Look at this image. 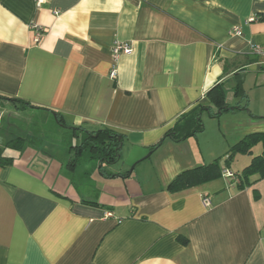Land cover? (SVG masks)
<instances>
[{
    "label": "crops",
    "instance_id": "crops-1",
    "mask_svg": "<svg viewBox=\"0 0 264 264\" xmlns=\"http://www.w3.org/2000/svg\"><path fill=\"white\" fill-rule=\"evenodd\" d=\"M37 1L0 0V95L54 110L67 128L113 129L122 145L113 164L84 155L70 165V147L52 151L30 130L35 115L55 124L52 113L1 99L0 147L15 136L26 144L3 151L13 161L0 166V264H264V178L166 189L183 170L225 160L226 150L201 147L207 129L233 145L264 132L263 114L207 115L202 133L165 135L207 104L216 82L230 106L247 107L246 74L264 90V57H245L264 48V0ZM33 24L43 28L38 42ZM235 26L241 33L229 34ZM114 41L132 50L112 80ZM238 80L244 94L235 96ZM263 150L256 144L243 167Z\"/></svg>",
    "mask_w": 264,
    "mask_h": 264
},
{
    "label": "trees",
    "instance_id": "trees-1",
    "mask_svg": "<svg viewBox=\"0 0 264 264\" xmlns=\"http://www.w3.org/2000/svg\"><path fill=\"white\" fill-rule=\"evenodd\" d=\"M245 57L249 58V62H255L258 56L254 54H245ZM227 70L226 61L223 63V73L225 74ZM234 95L239 96L244 94L241 81L238 80L233 89ZM207 104H197L189 111L184 113L176 121L175 125L166 132V136L169 137L174 142H179L184 140L186 137L201 132L204 128L203 122L201 120L202 112H207L210 117H218L220 114L227 111H237L246 110V104L230 106L226 102V90L224 83L222 81L214 83L206 92ZM9 100L18 104L21 108H37L40 110H45L54 115L56 122L65 127L61 115L51 109L38 107L16 97H9L5 95H0V100ZM264 118V115H263ZM183 121V123H179ZM77 136L79 133V143L70 144L69 147L73 150V156L68 161V164L74 165L75 161L80 159L85 153L88 157L96 160L102 168L103 164H113L120 157V149L122 145V137L120 133L113 129L103 127L96 130L85 129L84 127H68ZM262 141L264 142V132H253L244 135L241 139L235 142L229 150L226 152L225 163L226 167H229V162L233 159L234 151H239L242 153L250 154L251 145ZM26 140L20 136H15L0 147V166H6L12 163L13 158L4 155V148H16L21 150L24 146ZM152 146V149L156 148L157 145ZM257 174L258 178H264V150L258 154L252 156L250 162L241 169L240 173L237 174L239 181L237 183L238 188H244L249 186V177ZM222 175V167L218 163V158L214 159L212 162L207 164L198 165L178 173L166 186L169 191H178L181 189H186L197 184L207 182L210 180L217 179ZM257 197V196H256ZM180 241L187 244L186 238L180 237Z\"/></svg>",
    "mask_w": 264,
    "mask_h": 264
},
{
    "label": "rangeland",
    "instance_id": "rangeland-1",
    "mask_svg": "<svg viewBox=\"0 0 264 264\" xmlns=\"http://www.w3.org/2000/svg\"><path fill=\"white\" fill-rule=\"evenodd\" d=\"M244 78H245V90H246L245 93L247 92V94H248V105H247V108L245 111L248 112V110L254 109L253 112H255V114H263L264 115V113H262L263 112L262 111V97L264 96L263 95L264 90L259 89L257 87H253V85H251V82H253V78H254L252 75L246 74V76ZM243 97H244V99L247 98L245 95H243ZM259 101H261V103ZM39 112H41V111H39ZM238 112L239 111H235V113H238ZM41 113H43V112H41ZM255 114H254V116H255ZM207 115H208L207 112H206V114L205 113L203 114V117H202V114L200 115L201 120L203 122V126H204V120L203 119H205L204 117H206ZM263 115H260V116L257 115V117H263ZM208 117H209V115H208ZM30 126H31L30 127L31 131L40 132L42 135L44 134L43 136H45V139L47 140V143L49 144L48 146H50V149L52 151L55 149L62 151V149H64V148L68 149L70 144H77L80 142L79 141V133L76 136L72 132L71 129L64 127V126H60V125L56 124V122H55V124L52 125L51 122H46L45 117L42 118L41 115H35V117H33V120L31 122ZM199 133H202V132H199ZM199 133H197V134H199ZM258 143H262V141H259V142L255 143L254 145H251V150ZM200 144H201V147H203V148L213 147V149H215V151L222 152V153L225 152V150L227 152V150H229V147L232 146V145L228 146L226 142L224 143L223 141L219 142L218 140H216L215 135L213 133H211L209 129H207V131L205 132V136H201ZM221 150H223V151H221ZM219 154H221V153H219ZM84 155H87V154L85 153ZM222 155L217 157L218 163L221 167H223V166L226 167L225 166L226 163H225V160H224ZM246 157H247L246 153L234 151V154L232 157L234 159V164H233V167L231 168V170H233L232 172L234 173V175H237L238 173H240L241 168H243V166H244L243 164H244V160L246 159ZM232 160L229 163H231ZM212 161H209V162H212ZM96 164H97V167L100 166L99 162H96ZM229 166H230V164H229ZM219 178H217V179H219ZM224 180H227V179L224 178ZM232 181H234V179Z\"/></svg>",
    "mask_w": 264,
    "mask_h": 264
},
{
    "label": "built area",
    "instance_id": "built-area-1",
    "mask_svg": "<svg viewBox=\"0 0 264 264\" xmlns=\"http://www.w3.org/2000/svg\"><path fill=\"white\" fill-rule=\"evenodd\" d=\"M39 2V0L37 1ZM256 19L255 15H251L247 18V21H253ZM31 29L33 32L32 40L33 42H38L43 34V28L40 25L33 24L31 25ZM229 34L239 35L241 33L240 28L235 26L232 27L229 31ZM132 47L130 43L124 41H114L111 47V59L112 63L109 69L108 76L110 79H115L117 77V60L121 54L130 53ZM250 53L254 54L258 57H264V48L260 45H252L250 47ZM222 176L228 180V182L235 179V175L228 168L222 169ZM202 202L204 205L208 206L210 204L209 199L207 197L202 198Z\"/></svg>",
    "mask_w": 264,
    "mask_h": 264
}]
</instances>
